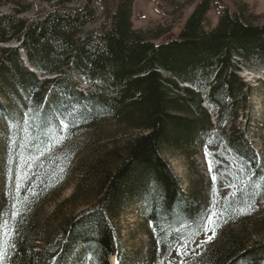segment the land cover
<instances>
[{
    "label": "trees",
    "instance_id": "1",
    "mask_svg": "<svg viewBox=\"0 0 264 264\" xmlns=\"http://www.w3.org/2000/svg\"><path fill=\"white\" fill-rule=\"evenodd\" d=\"M8 1L11 14H0V214L11 237L0 264H110L121 249L113 221L138 201L150 226L144 264H264V220L244 212L260 205L261 155L246 143L247 126H233L243 110L251 119L252 88L239 64L264 69V24L221 8L208 27L213 0H201L175 36L155 42L132 30L133 0L104 4L90 29L92 0H40L48 8L34 18L21 16L27 1ZM74 74L102 84L82 93ZM203 102L216 108L214 122ZM105 120L114 124L107 144ZM59 125L64 145L39 158ZM199 138L210 155L226 149L238 167L224 195L181 191L161 156V146L189 151ZM90 141L99 146L89 155ZM18 146L31 162L13 185ZM69 179L66 201L83 208L59 218L60 203L40 220L39 202ZM208 226L217 238L191 248Z\"/></svg>",
    "mask_w": 264,
    "mask_h": 264
},
{
    "label": "rangeland",
    "instance_id": "2",
    "mask_svg": "<svg viewBox=\"0 0 264 264\" xmlns=\"http://www.w3.org/2000/svg\"><path fill=\"white\" fill-rule=\"evenodd\" d=\"M20 2H28L30 7L28 12L22 14L25 18H34L42 9H47V4L40 0H18ZM116 0H92V7L95 11L96 21L89 24L86 29L96 26L102 20L103 5L115 2ZM201 0H133L131 9L130 21L132 30L139 32L141 35L148 38H156L155 42L165 41L171 36H175L182 27L185 19L194 9L195 5ZM78 0H72L71 3H77ZM13 4L8 0H0V14H11ZM221 8H227L230 13L238 12L242 17L250 23L264 24V0H213L212 7L207 13L208 27H213L217 21L218 13ZM6 46H14L13 43ZM238 76L252 88L250 101L248 105L251 106V119H246L248 111L243 110L239 112V118L233 125L236 129L243 130L247 126L248 134L246 135V143L257 150L261 155L262 166L261 174L264 186V132L261 131V123L264 119V69L254 64H239ZM72 83L74 87L82 93L91 91L96 92L102 84L101 82L88 81L79 74L72 76ZM179 87H186L185 83L178 82ZM191 87V86H190ZM203 107L210 115L211 122H214V111L216 108H210L205 102ZM99 128L104 131L101 136V143H108L107 137L110 135V130H113L114 124L110 121H102ZM65 127L59 125L55 128V135L49 146L46 147L45 152H40L38 157L41 158L44 154H53L56 149L64 145L65 139L62 137ZM108 133H105V132ZM133 133V132H132ZM201 143L193 145L186 151L187 148L173 149L161 146V156L166 160L171 171L176 176L180 183L181 191L190 192L194 188L202 192L207 198L215 196L216 194H226L233 183L236 181L238 175V167L230 154L223 150L219 155L209 154L213 149L205 147L203 139L199 138ZM99 144H94L92 141L87 142L84 149L90 154L98 150ZM13 158L16 166L13 169V182L15 185L22 173L28 167L31 160L28 161L22 156L21 147L13 152ZM42 154V155H41ZM87 155V154H85ZM20 163V166L18 165ZM4 156L2 149V138L0 137V198L3 194V171L5 170ZM25 168V169H24ZM70 180V179H69ZM75 181H65L55 189L56 193L49 197H45L40 201L37 210L38 218L43 220L54 211L56 206L62 203V208L58 212V217L69 216L75 214L82 205H72L66 200L73 192ZM233 190V188H231ZM262 198L259 201V207L253 209L247 208L245 217L251 220L254 217H261L264 220V187L262 189ZM1 201V200H0ZM211 210V209H210ZM146 206L144 203L138 201L125 206L123 212L113 221L115 230L118 233L120 244L119 259L111 257L110 264H144L146 262L147 254L150 248V226L145 219ZM213 213H210V218ZM58 219H55V223ZM208 226L195 239L191 248H200L204 243L210 241L212 238H217V232H212ZM11 237V231L8 222L3 219L0 214V261L3 259L5 251ZM260 238H264L260 236ZM74 264H81V261H75Z\"/></svg>",
    "mask_w": 264,
    "mask_h": 264
}]
</instances>
